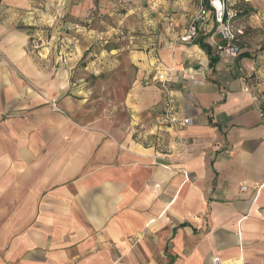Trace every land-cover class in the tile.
<instances>
[{
	"label": "crops",
	"instance_id": "1",
	"mask_svg": "<svg viewBox=\"0 0 264 264\" xmlns=\"http://www.w3.org/2000/svg\"><path fill=\"white\" fill-rule=\"evenodd\" d=\"M209 12L211 24L198 23L195 38L207 35L218 62L210 66L203 50L181 40L188 12L160 15L158 48L131 54L139 75L126 96L129 120L123 128L110 123V138H68L71 127L50 113L19 134L4 115L28 90L18 91L0 59V264H211L213 257L264 264V124L257 111L264 91L258 101L244 91L264 76V50L225 55ZM33 18L31 0H0V56L59 97L61 109H72L60 68L50 72L48 59L36 63L29 53ZM165 77L193 122L182 151L167 160L155 159L131 131L132 123L152 125ZM22 134L34 153H19ZM38 145L44 152L35 155Z\"/></svg>",
	"mask_w": 264,
	"mask_h": 264
},
{
	"label": "rangeland",
	"instance_id": "2",
	"mask_svg": "<svg viewBox=\"0 0 264 264\" xmlns=\"http://www.w3.org/2000/svg\"><path fill=\"white\" fill-rule=\"evenodd\" d=\"M204 1L31 0L34 18L30 22L35 26L26 31L29 53L36 63L39 62L37 58L48 59L50 72L60 68L68 87L63 96L75 99L74 107L61 109L57 105L59 97L51 98L44 85L34 83L0 56L2 69L17 79L18 91L28 90L19 97L18 109L4 118L13 117L20 134L28 122L37 125L44 114L50 113L51 117L71 127L67 130L68 138L97 132L110 138V123L115 128H123L129 120L126 96L139 75L131 54L158 48L157 37L164 22L158 17L164 13L188 12L191 15L188 27L192 21L211 24L212 14L205 8ZM210 1L214 0H209V4ZM224 1L228 11H242L230 21L233 27L243 29V35L236 42L239 53L242 47L250 49L251 53L261 51L264 0ZM201 7L207 10L203 19L199 17ZM17 28L27 29L19 25ZM58 50L62 51L58 62L61 65L55 63ZM37 51L45 55L39 56ZM31 95L44 102L32 104ZM22 137L24 142L19 141V153H34L33 147L27 145L26 134ZM44 148L43 145L35 146V155L43 153ZM19 163L21 169L26 170L27 163Z\"/></svg>",
	"mask_w": 264,
	"mask_h": 264
},
{
	"label": "built area",
	"instance_id": "3",
	"mask_svg": "<svg viewBox=\"0 0 264 264\" xmlns=\"http://www.w3.org/2000/svg\"><path fill=\"white\" fill-rule=\"evenodd\" d=\"M218 6L214 1H210L213 8V18L217 24L218 35L223 42V46L218 49L225 55L236 57L239 53L237 45L238 38L243 35V29L235 28L231 20L235 17V11H228L224 0H217ZM207 10L200 8V18L203 19ZM225 16V19L223 18ZM194 21L188 27L186 33L181 38L182 41H189L195 36ZM169 77L160 80V90L163 94V100L160 111L153 117L152 125L149 127L143 123H132L131 131L137 139L148 144L153 149L155 159H169L173 153L182 151L185 142L183 133L192 125V119L184 116L177 107V99L174 91L171 89ZM253 101L260 100V94L264 91V76H257L253 82L244 87ZM258 117L264 124V101L258 107ZM160 133L167 135V141L160 136ZM153 137L152 140H150ZM211 264H233L231 261L221 260L218 257L211 259Z\"/></svg>",
	"mask_w": 264,
	"mask_h": 264
},
{
	"label": "trees",
	"instance_id": "4",
	"mask_svg": "<svg viewBox=\"0 0 264 264\" xmlns=\"http://www.w3.org/2000/svg\"><path fill=\"white\" fill-rule=\"evenodd\" d=\"M203 3H205V8L207 10H212L213 11V8L209 4V0H206ZM234 11L236 13L235 17H238L242 13V11H240V10H234ZM246 14H248V13H246ZM223 18L225 19V16ZM197 24H195V30H196L195 35L198 32ZM206 37H207V35H204V34L203 35H198L196 38L194 36L191 39V42L193 44L197 45L201 50H203L207 54V56L209 58V65L213 66V65H215L218 62V57L213 55L214 52L211 50L210 46L205 42ZM260 49L264 50V43L262 44ZM242 56H247V54L243 53Z\"/></svg>",
	"mask_w": 264,
	"mask_h": 264
},
{
	"label": "bare ground",
	"instance_id": "5",
	"mask_svg": "<svg viewBox=\"0 0 264 264\" xmlns=\"http://www.w3.org/2000/svg\"><path fill=\"white\" fill-rule=\"evenodd\" d=\"M214 4H215L216 6H218L217 0H214Z\"/></svg>",
	"mask_w": 264,
	"mask_h": 264
}]
</instances>
